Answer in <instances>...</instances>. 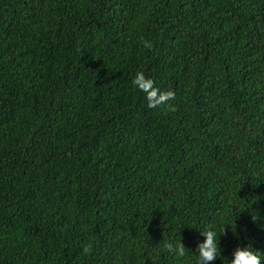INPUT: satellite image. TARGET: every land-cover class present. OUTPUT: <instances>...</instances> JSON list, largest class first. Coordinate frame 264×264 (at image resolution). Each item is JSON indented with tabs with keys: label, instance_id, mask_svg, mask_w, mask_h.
I'll use <instances>...</instances> for the list:
<instances>
[{
	"label": "trees",
	"instance_id": "trees-1",
	"mask_svg": "<svg viewBox=\"0 0 264 264\" xmlns=\"http://www.w3.org/2000/svg\"><path fill=\"white\" fill-rule=\"evenodd\" d=\"M206 225L264 253V0H0V264H194Z\"/></svg>",
	"mask_w": 264,
	"mask_h": 264
},
{
	"label": "clouds",
	"instance_id": "clouds-1",
	"mask_svg": "<svg viewBox=\"0 0 264 264\" xmlns=\"http://www.w3.org/2000/svg\"><path fill=\"white\" fill-rule=\"evenodd\" d=\"M133 84L145 94L149 108L165 103L174 95L171 91H160L154 85V81L146 77L143 72L135 74ZM198 229L204 239L197 243L194 264H208V262L215 261L220 255L218 237L222 228L218 231L216 226L206 225ZM165 247L176 256L182 257L185 254V247L180 240L178 242H166ZM262 262H264V253L254 250L250 244H246L243 247H237L233 251L232 258L227 261V264H262Z\"/></svg>",
	"mask_w": 264,
	"mask_h": 264
}]
</instances>
